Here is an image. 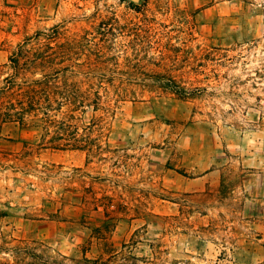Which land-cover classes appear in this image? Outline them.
<instances>
[{
  "label": "rangeland",
  "instance_id": "rangeland-1",
  "mask_svg": "<svg viewBox=\"0 0 264 264\" xmlns=\"http://www.w3.org/2000/svg\"><path fill=\"white\" fill-rule=\"evenodd\" d=\"M21 241L264 264V0H0V245Z\"/></svg>",
  "mask_w": 264,
  "mask_h": 264
},
{
  "label": "trees",
  "instance_id": "trees-1",
  "mask_svg": "<svg viewBox=\"0 0 264 264\" xmlns=\"http://www.w3.org/2000/svg\"><path fill=\"white\" fill-rule=\"evenodd\" d=\"M163 90L178 96L180 99H187L191 94L181 87L178 83L167 84L161 86ZM37 243L31 244L24 241L11 246L8 243L0 245V264H65L62 261L50 260L45 256V251ZM67 259V257H64ZM72 264H113L102 258L91 260L69 259ZM116 264V263H115ZM121 264H136V263H121Z\"/></svg>",
  "mask_w": 264,
  "mask_h": 264
}]
</instances>
